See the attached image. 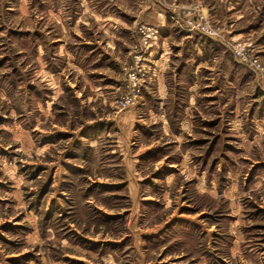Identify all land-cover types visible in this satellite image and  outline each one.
Returning <instances> with one entry per match:
<instances>
[{"label": "rangeland", "instance_id": "obj_1", "mask_svg": "<svg viewBox=\"0 0 264 264\" xmlns=\"http://www.w3.org/2000/svg\"><path fill=\"white\" fill-rule=\"evenodd\" d=\"M0 264H264V0H0Z\"/></svg>", "mask_w": 264, "mask_h": 264}, {"label": "built area", "instance_id": "obj_2", "mask_svg": "<svg viewBox=\"0 0 264 264\" xmlns=\"http://www.w3.org/2000/svg\"><path fill=\"white\" fill-rule=\"evenodd\" d=\"M183 22H185V24L191 29V30H204V29H206L207 30V28H205V26H202V24H198V23H195V22H193V21H190V20H186V21H183ZM202 26V27H201ZM145 32V31H144ZM206 32H210V31H206ZM147 34V33H146ZM146 34H144L143 35V44L141 45V42H140V45H141V48L143 47V45L144 46H146L145 44L147 43V38L146 37H151V36H149V35H146ZM146 35V36H145ZM238 54H241V52L240 51H238ZM242 55V54H241Z\"/></svg>", "mask_w": 264, "mask_h": 264}]
</instances>
